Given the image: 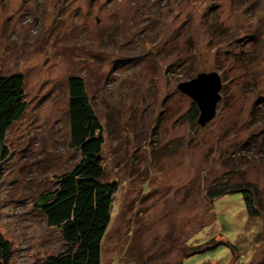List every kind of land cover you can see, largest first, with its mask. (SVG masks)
Segmentation results:
<instances>
[{"label": "rangeland", "instance_id": "374dc122", "mask_svg": "<svg viewBox=\"0 0 264 264\" xmlns=\"http://www.w3.org/2000/svg\"><path fill=\"white\" fill-rule=\"evenodd\" d=\"M213 71L216 113L195 126L177 84ZM15 73L27 108L7 132L0 178L14 264L65 248L34 204L81 159L70 145L73 75L120 185L101 264H264V0H0V76ZM226 180L255 185L261 217L240 193L208 198Z\"/></svg>", "mask_w": 264, "mask_h": 264}, {"label": "trees", "instance_id": "16d2710c", "mask_svg": "<svg viewBox=\"0 0 264 264\" xmlns=\"http://www.w3.org/2000/svg\"><path fill=\"white\" fill-rule=\"evenodd\" d=\"M25 78L21 73L0 76V178L2 163L10 155L7 132L24 114ZM70 145L81 159L70 170L57 176V186L38 196L34 204L49 227L59 231L65 248L38 251L29 264H101L102 238L111 222L119 182L105 167L102 156L104 127L88 97L85 80L78 75L67 79ZM195 103L189 110L190 122L197 123ZM210 200L228 193H240L250 217H261L259 190L250 182H220L206 190ZM211 202V201H210ZM232 254L238 249L228 242ZM216 244L207 245V248ZM14 245L0 232V264H14Z\"/></svg>", "mask_w": 264, "mask_h": 264}, {"label": "water", "instance_id": "95a60500", "mask_svg": "<svg viewBox=\"0 0 264 264\" xmlns=\"http://www.w3.org/2000/svg\"><path fill=\"white\" fill-rule=\"evenodd\" d=\"M221 86V78L215 71L199 73L195 78L177 84V88L196 104L198 125L204 126L214 117Z\"/></svg>", "mask_w": 264, "mask_h": 264}]
</instances>
